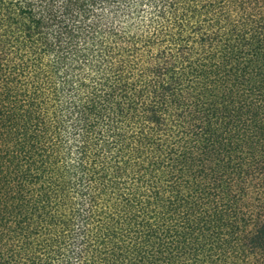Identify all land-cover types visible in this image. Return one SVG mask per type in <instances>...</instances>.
Returning <instances> with one entry per match:
<instances>
[{
    "label": "trees",
    "instance_id": "16d2710c",
    "mask_svg": "<svg viewBox=\"0 0 264 264\" xmlns=\"http://www.w3.org/2000/svg\"><path fill=\"white\" fill-rule=\"evenodd\" d=\"M0 264H264V0H0Z\"/></svg>",
    "mask_w": 264,
    "mask_h": 264
}]
</instances>
